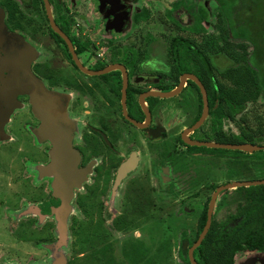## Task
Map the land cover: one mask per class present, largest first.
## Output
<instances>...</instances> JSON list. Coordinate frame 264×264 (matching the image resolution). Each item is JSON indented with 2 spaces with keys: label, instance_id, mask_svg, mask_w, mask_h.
<instances>
[{
  "label": "flooded vegetation",
  "instance_id": "af4514ba",
  "mask_svg": "<svg viewBox=\"0 0 264 264\" xmlns=\"http://www.w3.org/2000/svg\"><path fill=\"white\" fill-rule=\"evenodd\" d=\"M36 1L46 24L42 39L35 38L32 29L22 19L21 12L30 16L33 0H0V139L5 136L4 126L10 122V116L23 102L31 120L30 130L35 131L41 125L32 112L31 98L13 88L14 81L22 82L20 74H23V70L20 69L26 65L45 92H52V103L61 110V114L53 117L54 124L58 133L62 132L63 137L68 139L71 151L77 155L76 169L83 172L78 188H73L77 190L70 191L68 206L73 203L80 213L86 215L87 211H82L84 205L87 198L97 191L94 188L99 184L98 193L101 195L96 204L100 215L105 218L107 201L113 205L116 198L118 205H121L129 191L136 190V193L139 189L142 193L140 182L145 180L149 195L154 194L157 187L151 180L155 177L163 179L164 176L167 192L175 196L173 175H180L187 167L186 158L196 160L189 168L190 183L202 176L199 163L201 154L189 152L186 147L190 146L181 139L182 134L200 118L198 111L187 126L171 137V141L165 140V129L160 128L155 120L179 119L172 115L158 117L156 113L160 111L163 101L178 96L188 88L196 93L197 107H202L197 85L186 78L187 75L195 77L204 88L203 63L196 59V55H204L194 43L175 36L164 47L154 51L155 38L145 33L141 35L140 32V24L146 20L140 19L142 9L139 10L138 0H46L51 22L69 41L75 59L85 70L82 71L74 64L65 41L52 31L43 0ZM198 2L196 0V13ZM166 10L172 12L170 7H166ZM168 12L165 20L182 15L178 12L169 16ZM203 24L207 23L198 21L197 25L189 28L190 33H199V26ZM194 28L199 30L194 32ZM173 38H181L189 43V46L176 47V60L171 48ZM30 39H33L34 45L30 46ZM166 53L171 57L168 65ZM17 55L18 61L13 59ZM184 61L191 62L192 68L186 67ZM175 62L182 63V68H175ZM213 72L212 69V75ZM182 77L184 82L180 86ZM176 89L178 93L175 96H155L156 93ZM186 102H189L188 98ZM204 119L213 118L207 115ZM204 121L186 137L195 141L192 135L194 131L199 132ZM46 143H49L48 149L51 150V143ZM144 155L146 161L142 159ZM120 169L123 170L121 175ZM53 179L51 177L50 185ZM200 193L195 190L189 195H195L198 199L202 198ZM60 199L61 195H54L51 191L49 197L36 205L34 213L39 218L51 216L52 210L60 206ZM44 203L49 206V212L45 214L42 211ZM52 203L57 205L51 207ZM202 212L203 207L198 218ZM78 220L72 217L69 223L75 235L82 233ZM197 227L196 223L195 232ZM77 238L78 241L83 240L78 235Z\"/></svg>",
  "mask_w": 264,
  "mask_h": 264
},
{
  "label": "rangeland",
  "instance_id": "374dc122",
  "mask_svg": "<svg viewBox=\"0 0 264 264\" xmlns=\"http://www.w3.org/2000/svg\"><path fill=\"white\" fill-rule=\"evenodd\" d=\"M175 1L138 0L139 10L142 9L140 19L146 20L144 24H140L141 35L145 33L155 38L154 51L164 47L172 37L187 38L208 58V65L227 66V62L219 56L224 43L218 32L219 26L225 32L226 28L224 24L218 23L220 18L214 3L207 4L208 22L199 26L197 35L189 31V28L198 24L196 0ZM166 7L172 9V15L180 12L181 17L171 16L165 20L168 12ZM21 13L34 37L44 38L46 24L37 1L32 2L30 16ZM171 13L168 12V15ZM253 32L254 40L261 43V49L264 50L263 29L258 25ZM225 39L232 44L236 43L227 36ZM32 40L30 39V46L35 44ZM246 47L248 55L252 49L247 44ZM156 54L159 55V52ZM196 59L204 64L200 55H196ZM166 62L167 65L171 62L168 53ZM183 63L192 68L191 62ZM174 67L182 68V63L175 62ZM213 75L219 78L216 72ZM196 102V93L190 88L163 101L157 116L172 115L179 118L155 119L157 125L165 129L166 141H171V137L193 120L199 109ZM28 114L23 102L10 116V122L4 126L5 136L0 139V264H186L179 258L180 246L185 244L186 249L187 243L195 239L198 215L208 202L213 188L226 182L264 179V151L248 155L236 150L186 147L189 152H198L202 157L199 160L202 176L196 178L195 182L190 183L189 168L196 160L194 162L186 158L187 167L180 175H173L174 189L177 192L175 196L167 192L165 176L163 179L155 177L151 180L157 188L150 195L147 191L148 182L145 180L140 182L142 193L139 189L136 193V190L129 191L121 205H118L116 198L113 205L107 201L105 218H102L97 208L96 203L100 201L101 193H98L100 186L96 184L94 189L97 191L91 198H87V204L82 210L87 211L86 215L80 213L73 203L69 205L64 216V237L61 240L57 225L61 219V210L55 209L51 216L45 218H39L34 213L36 205L49 197L53 190L50 187L52 176L43 175L38 170L49 163V143H46L47 140H39L34 130H30L29 126L32 124ZM209 127L210 120L205 119L199 132L194 131L193 140L211 142ZM240 128L243 134L252 136L255 145H264L263 97H258L252 104L247 103L234 120L222 121L221 129L226 135H239ZM75 159L77 161V155ZM142 159L146 161V155ZM78 181L79 179L77 183ZM258 189V186L240 187L218 194L211 221H224L247 203L246 190ZM195 190L201 192L199 195L202 194V198L189 195ZM72 217L79 219L82 233L75 235L73 228L69 227ZM77 235L83 240L78 241ZM233 264H264V252H243L234 257Z\"/></svg>",
  "mask_w": 264,
  "mask_h": 264
},
{
  "label": "trees",
  "instance_id": "16d2710c",
  "mask_svg": "<svg viewBox=\"0 0 264 264\" xmlns=\"http://www.w3.org/2000/svg\"><path fill=\"white\" fill-rule=\"evenodd\" d=\"M209 2L214 3L220 18L218 23L224 24L227 32L218 27L221 34L219 38H223L224 43L219 56L227 62V66L208 65V58L202 57L208 116L213 118L209 119L211 141L219 144H256L250 134H243L241 128L239 135H226L221 128L223 120H234L247 103H254L258 97L264 98V50L261 49V43L254 40L253 32L258 25L264 31V0H199L196 13L199 22H208ZM193 30L196 32L199 29ZM225 36L236 43L228 42ZM171 42L176 60V47L189 46V43L181 38H173ZM246 44L252 49L248 55ZM212 69L219 78L211 74ZM200 111L201 106L198 115ZM258 188L256 191L246 190L247 203L234 214L227 216L224 221H211L205 237L192 254L197 264H233L234 257L243 252H264V185ZM207 203L197 220L195 239L187 243L186 249L180 246L179 258L186 264H189L187 249L195 242L204 225ZM56 205L50 204L51 207ZM48 208V204L44 203V214L49 212Z\"/></svg>",
  "mask_w": 264,
  "mask_h": 264
},
{
  "label": "water",
  "instance_id": "95a60500",
  "mask_svg": "<svg viewBox=\"0 0 264 264\" xmlns=\"http://www.w3.org/2000/svg\"><path fill=\"white\" fill-rule=\"evenodd\" d=\"M43 2L46 7V11H47L46 13L48 15L52 31L65 41L66 45L70 50L71 56L73 57L74 64L76 65V67H78L83 71L84 69L81 67L79 62L74 57L73 50L69 44V41L51 22L49 12L47 9L46 0H43ZM18 57L19 56L17 55V58L13 57V59L18 61ZM20 70H23L22 72L23 74H20L21 75L20 78H22V82L14 81L13 88L15 89V91H20L22 93H25L31 98L32 112L34 113L35 116L39 118L41 122L40 127L34 131V134L39 140H47L52 145V149L49 151V163L44 167H39L38 170L43 175L52 176L54 178L51 185L53 194L61 195V199H60L61 203L60 206L56 208V210H61L62 212L60 213L61 219L58 220V224H57L59 227L58 236L62 240L64 237V227H65L64 216L67 214L69 209L68 202L70 199V191L73 189V187L78 186L77 180L81 177L83 172L78 171L76 169V159H75L76 154H74L71 151L68 144L69 142L68 139L63 137L62 132H59L60 134L58 133L59 130L56 128L54 124L55 119H53V117H56L59 113L61 114V110L52 103V93L45 92V90L42 88V85L26 68V65L22 66ZM87 73L89 72L87 71ZM186 78H188L197 85L202 99V107H201L200 118L197 119V121L181 136L182 142L185 145L190 147L194 146V147H205L211 149L236 150L243 152L245 154H252L253 152H257V151H264V146L254 145L251 143L219 144L215 142H197L187 138L186 134L197 129L205 120L204 118L208 115V104H207L205 90L202 87V85L198 82V80L191 75H187ZM182 82H184L183 77L180 79V86ZM180 86L178 87V89H180ZM0 92L2 93V90H0ZM177 93L178 90L176 89L172 92L156 93L155 96L159 98H169L175 96ZM43 96H46L45 97L46 100L45 99L40 100V98H42ZM56 129L57 131H55ZM122 171L123 170L120 169L119 175H121ZM259 185H264V179L258 181L231 182L225 185L218 186L214 189L207 204L204 225L200 233L198 234L195 242L192 243V245L187 249V259L189 264H197L192 254L194 249L200 245L201 241L203 240V238L205 237L208 231V228L211 223V215H212L214 203L216 201V197L218 196V194H220L225 190L236 189L240 187L259 186ZM54 211L55 209L52 210V212ZM184 248H185V244H183L182 246V249Z\"/></svg>",
  "mask_w": 264,
  "mask_h": 264
}]
</instances>
